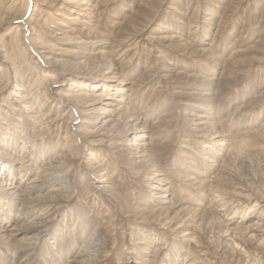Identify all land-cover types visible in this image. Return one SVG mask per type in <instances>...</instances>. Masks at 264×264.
<instances>
[{
  "label": "rangeland",
  "instance_id": "rangeland-1",
  "mask_svg": "<svg viewBox=\"0 0 264 264\" xmlns=\"http://www.w3.org/2000/svg\"><path fill=\"white\" fill-rule=\"evenodd\" d=\"M25 1L27 12L22 18L17 19L24 11ZM50 1L54 3L52 5L47 3L42 7L39 5L44 8V12L38 8L34 13V17L40 19V28L33 26V29L29 30L25 19L34 8L32 0H0V141L12 147L18 146L21 151L19 155L24 157V160L33 159L29 154L30 148L26 147L24 141L22 142L23 127L30 134L33 148L40 158L46 160L49 156H63L64 162L61 164L60 172L67 177V184L61 195L59 212L66 215L72 212V219L75 217L74 214L85 216L100 231L103 248L98 252L93 264H126L128 254L126 252L131 246L140 245L137 240L140 237V228L151 227L162 234L165 232L163 235L167 237L168 242L185 245L203 254L201 257L210 260L211 264H253L249 259L245 261L239 246H234L237 250L224 245L225 236L220 234L218 237L215 219L208 226L206 223L200 225L201 222L197 221L199 215L186 218L185 214L176 212L178 208L174 209L178 221L184 222V227L192 232L190 239L178 233L181 229L170 231L147 220L150 217L147 213L150 208V196L145 174L148 173L149 167L146 164H142L143 166L135 164L131 156L126 154L128 152L119 146L121 142L119 135L125 128L120 117L108 127V131L116 136L108 142L101 141L100 138L87 137L86 128L84 130V126L79 122H72V128L69 132L66 131L72 119L77 121L81 119L79 107L75 102H69L61 108L67 113L61 123L54 119L60 110L59 106L66 103L65 97L62 98L60 95H68V90L73 91V94H88V98L96 102L95 107L102 104L98 102L102 94L106 93L102 88L89 90L76 88L81 86L82 80L103 79L102 73L107 67L105 61L110 55L118 66H121L119 74H122V77L119 79L129 82L138 78L145 81L142 84H134L127 93L130 98L129 107L143 108L142 114L147 115L148 125H151L164 108L171 107L173 110L176 119L165 122L166 124L159 130L149 132L147 138L150 139V134L153 138L161 135L159 140L151 138L153 144L161 143L162 146L153 151L157 163L164 170L170 171L172 165L176 166L185 159L184 152L178 146L179 140L184 138L191 147L195 145L190 135L178 131H173L178 134L177 137L169 135L174 125L178 130L183 122L178 101L198 99L202 97L201 93L214 94L216 89L220 88V93L215 94V98H218L215 103L224 115L220 129L227 135L228 147L225 154L236 157L240 151L242 155H246L248 161H251L247 166L235 165L234 172L241 179L234 180L233 182L237 183L234 185L252 191L257 199L264 198V169L258 164L264 159V133L256 131L264 113V0H142L141 7L134 3L135 0H103L93 8L91 23L93 26L90 27L89 35H75L72 39L63 40L69 43L65 45L47 36L48 27L56 25L54 20L61 23L67 21L65 18L67 13L57 9L62 0ZM59 14L62 16H58ZM119 27L123 32H117V30L120 32ZM125 33H130L131 36L120 41L126 36ZM161 35H174L181 39L189 37L192 42L190 44L196 48L207 47L212 43L221 47L224 52L218 59L208 51L196 53L190 46L186 48L187 50L182 49L180 46L177 47L179 45L177 42L173 44L174 46L166 47L161 41L151 38ZM200 39L204 40L203 44L197 43ZM87 40L94 41L93 43L97 44L96 48L90 49L89 44H86ZM36 41L48 46L46 53L50 57L48 60L50 63L41 59L34 44ZM139 41L142 44L138 50L134 49V57L130 55L131 53L125 52L129 46L133 47ZM64 50L82 51L84 55L83 57L66 55ZM100 51L104 53L101 54ZM156 57L161 59L163 64L170 65L171 62H175L178 69L176 71L179 73L168 77L163 83L164 79L160 78L164 72L161 66L154 64V68L149 72L146 69L148 67L146 61L150 59L155 61ZM210 76L216 77L214 84L208 80L213 78ZM61 82L63 83L60 85H50ZM17 84L22 89L19 90L21 91L19 95L24 94L20 102H16L19 97L16 98L14 93ZM49 85L51 87L48 90ZM240 100L249 102L243 115L228 116L227 113L237 107ZM33 116L38 118L35 120ZM13 139L17 142L14 143ZM87 151L94 152L100 168L112 176L114 188L103 190L93 188L89 163L77 159L78 156L86 155ZM173 187L176 192L174 200L181 204L192 203L199 197L196 189L188 190L192 193L177 195L180 183L176 180H173ZM200 201L203 202L202 198ZM231 204L227 206L232 207ZM244 206V208L240 206L242 214L246 213L250 204ZM230 207L228 215L232 212ZM67 217L69 216H66V219ZM255 218L251 217V220ZM219 219L222 220V217ZM241 241L242 248L250 247L248 242ZM39 247L38 245L29 255L33 260L38 259L36 251ZM260 247L263 248L264 243H260Z\"/></svg>",
  "mask_w": 264,
  "mask_h": 264
},
{
  "label": "bare ground",
  "instance_id": "bare-ground-1",
  "mask_svg": "<svg viewBox=\"0 0 264 264\" xmlns=\"http://www.w3.org/2000/svg\"><path fill=\"white\" fill-rule=\"evenodd\" d=\"M101 1L103 0L60 1L61 3L58 4L57 9L67 13V17L63 16L67 20L66 23L71 25L53 19L56 25L48 27L47 36L52 38L53 41H58L63 45L69 44L64 41L74 38L75 35L80 34L82 36H88L91 30L90 27L93 26L91 25L93 22V8ZM47 3H51L52 5L54 1L32 0L34 8L32 9V13L30 12L29 16L25 19V24L29 30H32L33 26L40 28V19H36L34 13L38 8L44 12V8L41 7L43 5L46 6ZM134 3H136L138 7H141L142 0H135ZM39 5L41 7H39ZM26 6L27 2L25 1V8L23 7L24 11H22L21 17L17 19L25 15V12H27L25 11ZM204 14L206 13L204 12ZM58 16L62 15L59 14ZM17 19L15 18V20ZM119 25L122 27V24L119 23ZM186 25L189 26V24ZM23 26L21 27L23 28ZM120 27L118 28L120 32L117 30L118 33L122 31ZM125 35L126 36L122 37L120 41H124L131 36L130 33H125ZM151 38L161 41V43L164 44L163 46L166 47L174 46L173 44L177 42L179 44L177 47L180 46L182 49L189 48L190 46L193 52L196 53L208 51L218 59L221 57V53L224 52L221 47L212 45V43H209L207 47H193V45L190 44L192 42L189 37L181 39L174 35H161L156 37L152 36ZM70 42L73 41L70 40ZM93 42L94 41L90 40L86 41L90 49L96 48L97 46V44ZM197 43L203 44L204 40L200 39ZM34 44H36L35 47L38 49L36 51L41 59L50 63L48 62L50 57L47 56L46 53L48 52V46H44L38 41L34 42ZM141 44L140 41L136 42L133 47L127 46L128 48L126 51L125 49L123 51L131 53L130 55L134 57V49L137 48L138 50ZM212 49H214V51H212ZM64 51L66 55L75 57H83L82 55H84L82 51ZM100 53L102 54L104 52L100 51ZM106 61L108 62L106 63ZM106 61L105 65L107 67L102 73L104 74V76L102 75L103 79H85L81 81L83 83H80L81 86L75 87L76 90L102 88L106 91L98 101L102 104L95 107L96 102L92 101V99L90 100L88 94L78 95L79 93L76 94L74 92L75 94H73V91L68 90V95L58 94L62 98L65 97L66 103L59 106L60 110L54 120H58L61 123L63 118L67 115L64 108H61L69 102H75L79 107L78 110H80L81 119L79 121L72 119V121L68 123L66 131L69 132L72 128V122H79L84 126V130L86 128L85 135L87 137L100 138L101 141L106 140V142H108L111 138L114 139V137H116L113 133L108 131V127L111 123L119 120L120 117L123 122L122 125H124L125 128L123 133L119 135V137H121L119 146L125 152L129 153L126 154L131 156L135 164H146L149 167L147 169L148 173L145 174L150 196V208L147 210L150 217L147 218V220L170 231L181 229L178 233L190 239L192 232L184 227V222L178 221L176 212L185 214L186 218L199 215L197 221L199 220L201 222H199L200 225L206 223L208 226L210 222L215 219L217 220L216 225H218V237L220 234L225 236L224 245L226 247L236 248L234 246H239V251H241V255H244L245 261L249 259L253 264H264V247H260V243H264V198L257 199L252 191L234 185L236 182H233L234 180L239 181L241 179L240 176L234 172V168H236L235 165L240 167L241 165L247 166L251 161H248L246 155H242L240 151H238L239 153L236 157L227 156L225 154L228 147L227 135L222 133L220 129L224 115H222L221 109H219L215 103V100H218V98H215V94L220 93V88H217L214 94L201 93L202 97L198 99L193 98L178 101L177 105L181 106L180 117L183 122L180 127L176 125L179 128L178 130L174 125L169 135L170 137H177L178 134L176 135L173 131L190 135L195 145L191 147L186 139L181 138L178 146L181 148L182 152H184L183 155L185 159L183 158L184 160L178 163V165L176 164V166L172 165V167L169 168L170 171H168L164 170L163 167L157 163L156 154L153 151L156 148L162 147L161 143L153 144L151 142V138H153L151 134L150 139L147 138H149V132L159 130L163 124H166L165 122L168 123L176 119L173 110L171 107L164 108L161 113H158V117L152 121L151 125H148L147 115H145V113L142 114L143 108L139 106L135 108L129 107L130 98L127 93L134 84H142L145 81L138 78L129 82L119 79L122 77V74H119L120 65L118 66L115 59L110 55H108ZM146 64L148 66L146 68L148 72L154 68V64L161 66L164 71L163 75L160 77L164 79L163 83L166 82L168 77L179 73L176 71L178 69L175 67V62H171L170 65L169 63L163 64V61L157 59V57L155 61L151 59L146 61ZM143 77H145V74ZM208 80L212 81L214 84L216 77ZM62 83L63 82L51 83L50 85H60ZM70 84L71 83H68V85ZM116 84L119 86L116 87ZM50 85L47 87L48 90L51 87ZM136 87L138 88V86ZM14 89L16 90L14 92L16 98L19 97L18 100L15 101L20 102L24 96V94L19 95V93H21L19 90L22 89L18 84ZM247 105H249V102L240 100L237 107L235 106L232 111L227 113L228 116L232 114H234V116L238 114L243 115ZM261 116L262 118L258 122L256 131L264 133V113ZM33 118L36 120L38 116H33ZM21 126L22 125H20V127ZM21 133L24 137L22 142L24 141L26 147L28 146L30 148L29 154L30 157L32 155L33 158H30L31 160H24V157L19 155L21 151H19L18 146L12 147L6 142L0 141V264H93V260L96 258L100 249L103 248V240L101 239L100 231L95 228L92 222L86 219L85 216L74 214L75 217L72 219V212L67 215L59 212L61 207V195L64 193L67 184V177L60 172L61 164L64 162L62 160L63 156H49L46 160H43L38 153L36 154L30 134H28L23 127L21 128ZM160 136L161 135L154 138L159 140L161 139ZM14 139L12 140L13 142ZM163 142L164 141H162V143ZM240 145L242 146L243 142L242 144L240 143ZM110 146H112L111 143ZM124 151H121L122 154H125ZM191 152L192 154L190 155L189 153ZM85 154L87 156H78L77 159L80 161L86 160L87 163H89L91 172L90 181H92L91 184L93 188H95V190L114 188L112 176L104 172V169L100 168L101 165L98 163L99 160H96L95 153L87 151ZM258 164L264 169V159ZM240 175H242L241 172ZM173 180L180 183L177 195L192 193L188 190L196 189L199 197L188 204L176 202L174 200V193L176 192L173 187ZM201 198L203 202L200 201ZM178 199H180V197H178ZM230 203H232V207L229 205L232 212L228 215L227 212L229 207L227 204ZM244 204H250V207L245 214H242L243 210L240 206L244 208ZM176 208H178V210L173 212ZM172 212L173 215H171ZM66 216L69 217L66 219ZM254 216L256 218L251 220V217L254 218ZM221 217L222 220L219 219ZM140 229V237L137 238L140 245L131 246L129 248L130 250L126 252L128 253L126 255V264H150L151 262L154 264H211L210 260L201 257L203 254L196 252L192 248H188L185 245H178L174 242H168L166 239L167 237L163 235L165 232L162 234L152 227ZM42 239L43 242L41 243ZM241 240L248 242L250 247L242 248ZM255 242H257L256 245L254 244ZM38 245L40 246L39 250L36 251L38 259L33 260L29 255L34 252V249H36ZM242 262L244 261L242 260Z\"/></svg>",
  "mask_w": 264,
  "mask_h": 264
}]
</instances>
